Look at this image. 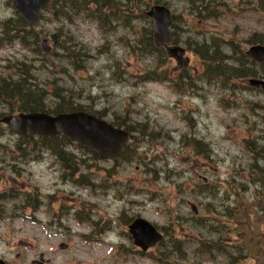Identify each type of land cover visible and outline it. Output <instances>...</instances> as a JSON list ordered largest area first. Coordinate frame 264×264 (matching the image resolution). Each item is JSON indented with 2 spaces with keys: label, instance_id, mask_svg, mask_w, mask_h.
I'll list each match as a JSON object with an SVG mask.
<instances>
[{
  "label": "rangeland",
  "instance_id": "374dc122",
  "mask_svg": "<svg viewBox=\"0 0 264 264\" xmlns=\"http://www.w3.org/2000/svg\"><path fill=\"white\" fill-rule=\"evenodd\" d=\"M10 1L0 0V34L1 22L16 16ZM168 1L177 16L176 44L185 48L188 72L187 77H180L177 59L168 57L166 66L175 82L141 77L145 69L160 66L158 55L143 56L137 47L145 29H152V23L143 18L131 27L117 25L104 36L85 13L66 8L70 17L46 13L41 20L38 30L42 40L47 39L48 50L38 52L34 43L25 47L17 39L0 45V76L13 73L15 68L9 65L32 64L31 81L36 88L48 91L49 100L54 89L60 88L78 104L103 110L107 120L128 115L129 121L146 123L148 132H157V144L149 137H139L137 155L130 161L89 160L91 153L70 148L88 157L91 185L84 186L64 177L49 152L15 157V161L17 136L6 131L0 138L5 144L0 152V193L5 194L0 258L7 264H165L155 259L160 247L143 253L133 244L127 221L138 217L153 222L165 234L180 218L182 225L175 234L187 241L183 247L188 257H170L167 264H226L227 258L217 252L212 257L194 252L200 239L216 235L192 219L203 218L214 225V217L224 220L220 214L237 204L228 194L229 187L239 191L245 201L254 200L256 185L249 177L250 164L256 157L264 166L254 153L264 150V93L248 88L247 80L229 84L230 89L239 86L234 90L209 84L202 78V58L192 47L216 36L225 40L227 52L232 50L230 42L238 43L239 51L245 52L252 36L264 35V14L239 10L234 7L236 1L226 0L227 8L219 7L221 13L200 18L186 0ZM58 29L71 34L75 48L79 43L87 48L89 57L83 58L81 68L74 69L53 43L51 34ZM0 110L9 112L8 108ZM191 136L210 151L208 157L185 152L182 142ZM39 156L43 158L33 160ZM35 191L39 194L35 207L18 199V195ZM191 204L196 205L197 214ZM82 205L92 219L106 220L110 230L101 237L95 235L87 221L76 217Z\"/></svg>",
  "mask_w": 264,
  "mask_h": 264
},
{
  "label": "trees",
  "instance_id": "16d2710c",
  "mask_svg": "<svg viewBox=\"0 0 264 264\" xmlns=\"http://www.w3.org/2000/svg\"><path fill=\"white\" fill-rule=\"evenodd\" d=\"M162 0H155L160 2ZM189 8L197 17H214L221 13L220 6L227 8L226 0H186ZM236 1L234 7L245 11L255 10L264 14V0H232ZM164 2H167L164 0ZM146 3V0H79L77 2L53 3L51 11L57 15L63 14L70 17L66 8L77 13V11L85 12L87 15H95L100 27L105 31V34L110 33L113 27L107 28L106 24L117 22L128 24L131 23L138 15L135 14L137 7ZM168 3V2H167ZM60 7V8H58ZM91 9V10H90ZM142 16V15H140ZM146 19V18H145ZM134 22V21H133ZM131 25V24H130ZM2 32L0 34V45L5 42H12L15 39L21 40L24 46H29L34 43L35 50L40 52V42L42 41L41 31L29 27L22 16L16 13L15 17L6 19L1 22ZM177 27V24L174 26ZM152 30L148 33H143L140 39V46H137L141 51L145 48L150 54H158V63L160 66L154 69H148L145 72V78L175 82L169 75V69L166 64V54L163 48H157L153 44L151 37ZM174 42L177 43L176 31H173ZM53 43L61 49L62 55L67 57L68 62L74 68H81L83 64V55H86L84 48L79 43L75 48L73 45V37L71 34L64 32L63 29H58L57 32L51 34ZM252 44H264V35L255 34L251 37L249 42ZM228 44V42H227ZM232 50L227 52L225 48V40L213 36L201 43L193 44V52L202 58L204 66L202 78L211 83L221 84L223 87H230L227 84H235L239 79H247L255 76L264 77V63L257 64L249 60L245 54L239 51V44L230 42ZM40 47V48H39ZM234 51V53H233ZM233 53V54H232ZM32 64L20 62L18 64L9 65L8 68H15L9 75L0 76V109L7 107L13 112H49L52 114L71 112L76 110H84L91 112L97 116L103 117L105 112L103 110L96 111L91 105H80L73 96L63 93L60 88L54 89V97L49 100L46 95L47 90L36 88L31 79L33 75L30 71ZM165 67V68H164ZM186 71H181L178 75L180 77H187ZM191 87L190 80L187 81ZM219 84V85H220ZM5 115L0 110V118ZM128 115L117 116L111 122L118 126L124 127L131 133H137L132 138V141L124 148L119 158L115 161L123 159L130 161L136 157L135 142L139 140L140 136L149 137V140L157 144V132L151 129L148 132L149 125L146 123H134L128 120ZM264 118V116H263ZM6 131L15 134L7 126L0 121V138L4 137ZM17 156L25 159L31 155H39L42 151H48L59 158L61 163L69 170V177L75 179L74 175L80 173V181L82 184H88L86 176L81 172V168L90 167V163L84 157H78L68 152L67 148L71 145H77L75 142L65 136H17L13 143ZM82 146V145H81ZM5 144L0 139V152H2ZM182 147L185 152H193L196 155L208 157L210 151L205 145L194 137H186L182 142ZM87 151V150H86ZM261 161L264 163V150L254 151ZM97 157L96 155H93ZM254 162L251 165L250 179L255 182L256 189L254 190V200L250 203L245 201L242 194L237 190H232L229 187L228 194L233 195L237 204L235 208H227L226 213L220 214L224 220L213 218L217 222L216 225L204 219H192L197 226L207 227L212 233L216 235L215 238L200 239V244L195 248L194 252L200 255H207L212 257L214 252L222 254L227 258L226 264H264V166L258 164L257 158L254 157ZM16 161V160H15ZM5 160H1L4 163ZM89 168L88 170H90ZM2 178L0 174V179ZM79 181V180H78ZM259 182V183H258ZM258 185L262 187L259 188ZM25 195H18L21 202H29V205L35 206L38 201V192L33 194L24 193ZM5 197L4 193H0V215L3 212L2 202ZM258 209L254 210L253 206ZM238 207V208H237ZM217 214L210 211V214ZM90 223L93 221L90 217L85 218ZM127 220V218L125 219ZM203 221V222H202ZM180 218L175 219V224L171 232H166L167 235L172 236L170 240L160 244L161 249H157L156 254L158 260L161 262L169 261L174 253H177L180 259L185 260L187 256L186 249L183 245L187 241L180 239V234L175 232L181 227ZM96 231L102 229L103 224L99 221L95 222ZM262 226V227H261ZM190 242V241H189ZM201 245V246H200Z\"/></svg>",
  "mask_w": 264,
  "mask_h": 264
},
{
  "label": "water",
  "instance_id": "95a60500",
  "mask_svg": "<svg viewBox=\"0 0 264 264\" xmlns=\"http://www.w3.org/2000/svg\"><path fill=\"white\" fill-rule=\"evenodd\" d=\"M53 1L59 0H12V3L31 26H37L41 11L49 9ZM147 14L153 18L155 43L165 45L171 40L172 17L169 8L164 5H155L151 7ZM168 52L179 59L183 55V49L180 47L169 48ZM247 54L258 61H264V45L252 46ZM180 65H183V62ZM251 83L264 88V80L253 79ZM2 121L9 124L20 134H66L86 144L96 153L111 158L120 153L129 137L128 132L125 130L116 128L107 121L83 111L56 116L47 113L8 115ZM130 233L133 236L134 243L142 247L143 250H147L163 239V235L156 227L142 218L136 219L130 225ZM0 264H5V262L0 259Z\"/></svg>",
  "mask_w": 264,
  "mask_h": 264
},
{
  "label": "bare ground",
  "instance_id": "6f19581e",
  "mask_svg": "<svg viewBox=\"0 0 264 264\" xmlns=\"http://www.w3.org/2000/svg\"><path fill=\"white\" fill-rule=\"evenodd\" d=\"M50 261H48V263H49Z\"/></svg>",
  "mask_w": 264,
  "mask_h": 264
}]
</instances>
